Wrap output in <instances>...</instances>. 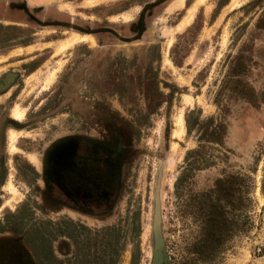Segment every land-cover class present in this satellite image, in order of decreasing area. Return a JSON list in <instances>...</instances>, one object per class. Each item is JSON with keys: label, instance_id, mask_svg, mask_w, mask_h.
<instances>
[{"label": "rangeland", "instance_id": "rangeland-1", "mask_svg": "<svg viewBox=\"0 0 264 264\" xmlns=\"http://www.w3.org/2000/svg\"><path fill=\"white\" fill-rule=\"evenodd\" d=\"M175 1L0 0V241L153 264L159 235L162 264H264V0H203L182 29L197 0ZM75 136L120 148L107 214L40 195L42 156Z\"/></svg>", "mask_w": 264, "mask_h": 264}, {"label": "flooded vegetation", "instance_id": "flooded-vegetation-1", "mask_svg": "<svg viewBox=\"0 0 264 264\" xmlns=\"http://www.w3.org/2000/svg\"><path fill=\"white\" fill-rule=\"evenodd\" d=\"M13 123L19 125L16 121ZM40 163L43 185L40 195L51 202L48 205L53 206L54 213L62 209L96 215L112 211L120 194L119 147L105 139L68 137L55 142ZM62 222L54 225L59 227ZM162 258L161 255L155 264H162ZM0 264L38 263L31 259L19 241H0Z\"/></svg>", "mask_w": 264, "mask_h": 264}, {"label": "bare ground", "instance_id": "bare-ground-1", "mask_svg": "<svg viewBox=\"0 0 264 264\" xmlns=\"http://www.w3.org/2000/svg\"><path fill=\"white\" fill-rule=\"evenodd\" d=\"M202 1L203 0H197V1H195V3L190 7V8H188V10H187V14L183 17V19L180 21V23L177 25V28L178 29H182L183 27H185L186 25H188V24H190V22H191V19H192V16H193V14H194V12H195V10H196V8H197V5H199L200 3H202ZM93 3V2H92ZM184 5V0H176L173 4H171V7L169 8V10H171V9H173V8H180V7H182ZM83 39H85V36L83 37H80V36H73L72 35V38H68L66 41L64 40V42H61V44L59 45V48H58V50H62V49H64L65 47H67V46H69V45H71V44H73L74 42H76V41H80V40H83ZM53 76V75H52ZM15 113H16V115L18 116V117H20V116H22L23 114V112L21 113V112H19V111H15ZM177 132V131H176ZM14 139V138H13ZM9 187H11L12 188V186L10 185V183H9V185H8Z\"/></svg>", "mask_w": 264, "mask_h": 264}, {"label": "water", "instance_id": "water-1", "mask_svg": "<svg viewBox=\"0 0 264 264\" xmlns=\"http://www.w3.org/2000/svg\"><path fill=\"white\" fill-rule=\"evenodd\" d=\"M161 253H162V247H161L159 235H158L157 252H156L155 261L153 262V264H155L156 262H159V260L161 259Z\"/></svg>", "mask_w": 264, "mask_h": 264}]
</instances>
